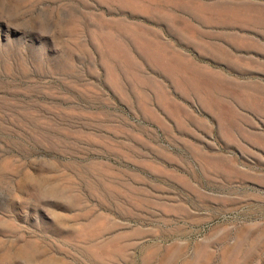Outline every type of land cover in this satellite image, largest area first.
I'll return each mask as SVG.
<instances>
[{
  "label": "rangeland",
  "instance_id": "rangeland-1",
  "mask_svg": "<svg viewBox=\"0 0 264 264\" xmlns=\"http://www.w3.org/2000/svg\"><path fill=\"white\" fill-rule=\"evenodd\" d=\"M0 264H264V0H0Z\"/></svg>",
  "mask_w": 264,
  "mask_h": 264
}]
</instances>
